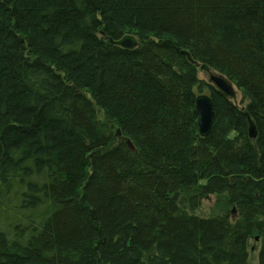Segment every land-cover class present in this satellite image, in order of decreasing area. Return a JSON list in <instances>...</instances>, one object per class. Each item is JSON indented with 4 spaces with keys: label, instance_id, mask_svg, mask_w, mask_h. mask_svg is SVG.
<instances>
[{
    "label": "trees",
    "instance_id": "obj_1",
    "mask_svg": "<svg viewBox=\"0 0 264 264\" xmlns=\"http://www.w3.org/2000/svg\"><path fill=\"white\" fill-rule=\"evenodd\" d=\"M256 238L264 264V0H0V264H251Z\"/></svg>",
    "mask_w": 264,
    "mask_h": 264
},
{
    "label": "water",
    "instance_id": "obj_2",
    "mask_svg": "<svg viewBox=\"0 0 264 264\" xmlns=\"http://www.w3.org/2000/svg\"><path fill=\"white\" fill-rule=\"evenodd\" d=\"M110 44L121 47L126 50H135L139 46V41L136 37L128 35L121 40H110ZM188 57L190 63L200 67V71L207 76V81L212 85L218 93L231 101H237L238 91L233 83L224 75L215 72L208 65L196 62L188 52H183ZM196 112L198 115V127L200 136L206 138L210 135L214 121V104L209 95L201 94L196 97ZM248 116V135L251 140H256L258 131L254 121ZM120 135V132H118ZM127 145L134 151V147L130 140L127 141ZM258 241V238H256Z\"/></svg>",
    "mask_w": 264,
    "mask_h": 264
},
{
    "label": "rangeland",
    "instance_id": "obj_3",
    "mask_svg": "<svg viewBox=\"0 0 264 264\" xmlns=\"http://www.w3.org/2000/svg\"><path fill=\"white\" fill-rule=\"evenodd\" d=\"M200 77L206 78V75L200 72ZM197 93L198 95H201V94L209 95L208 90H203L202 93H199V92ZM239 100H241L240 94H238V101ZM221 212H222V208L220 205H217V198L213 196V197H210L204 200L202 207L196 212V214L198 216L207 218V217L219 214ZM259 250H260L259 242L252 240L250 242V262L251 264H258Z\"/></svg>",
    "mask_w": 264,
    "mask_h": 264
}]
</instances>
